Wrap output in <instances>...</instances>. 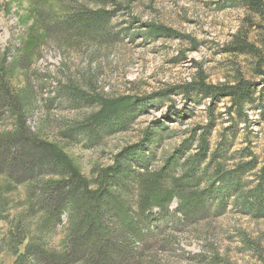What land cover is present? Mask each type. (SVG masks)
<instances>
[{
	"label": "rangeland",
	"instance_id": "rangeland-1",
	"mask_svg": "<svg viewBox=\"0 0 264 264\" xmlns=\"http://www.w3.org/2000/svg\"><path fill=\"white\" fill-rule=\"evenodd\" d=\"M117 1L124 8L111 22L110 31L127 30L119 39L62 44L45 27L77 7L98 8L95 0H0V136L23 129L55 144L75 175L95 190L114 156L141 142L146 154L153 155L143 173L164 170L177 154L178 164L169 168L173 177L180 176L202 151L205 134L206 155L198 172L212 165L213 154L231 172L250 161L249 155L242 157L249 152L257 157V165L242 178L255 184L264 164V106L256 103L246 110V124L235 123L227 114V100L196 102L179 94L181 86L200 76L207 84L222 86L234 84L236 74H241L261 88L264 76L254 71V59L224 51L243 28L245 10L222 6L223 0ZM48 14L51 20L47 21ZM150 25L177 35L151 34ZM251 40H257L256 34H251ZM71 85L90 96L126 97L146 104L127 128L85 148L61 133L83 116L97 113L98 106L76 108L57 98V90ZM160 126L164 127L161 139L147 148L145 134ZM61 179L50 175L17 184L0 176V264H16L38 238L47 248L62 250L80 216L67 211L53 225L38 203L43 189ZM205 180L201 179L199 189H205ZM226 198L221 210L194 223L183 227H172V219L161 223L160 234L148 239L144 264H264V217L249 216L236 208L234 197ZM177 206L174 196L169 214Z\"/></svg>",
	"mask_w": 264,
	"mask_h": 264
},
{
	"label": "trees",
	"instance_id": "trees-1",
	"mask_svg": "<svg viewBox=\"0 0 264 264\" xmlns=\"http://www.w3.org/2000/svg\"><path fill=\"white\" fill-rule=\"evenodd\" d=\"M95 1L98 8L77 7L71 14L45 27L47 33L58 43L119 39L127 30L112 33L111 22L124 7L117 5V0ZM223 1L222 6H237L246 13L243 28L233 35L225 53L254 59V71L264 76V0ZM108 3L113 5L111 9L105 7ZM45 19L51 20V16L48 14ZM149 29L154 35H177L162 26L150 25ZM251 34H256L257 40H251ZM257 87L259 85L241 74H236L234 84L222 86L207 84L200 76L193 83L181 86L179 94L196 102L227 100V114L234 117L235 123L246 124V110L256 103L264 106V78L261 88ZM57 98L66 99L76 108L98 106L97 113L83 116L61 133L64 139L85 148H91L104 137L127 128L133 116L146 104L126 97L90 96L76 85L64 91L57 90ZM208 116L212 118V110H208ZM163 128L160 126L145 134L147 148L151 142L161 139ZM204 135L202 151L192 158L193 163L180 176L173 177V169L169 168L178 164L177 154L167 161L164 170L152 175L143 173L153 155L146 154L141 142L139 146H130L114 156L113 164L100 178L102 185L95 190H90L75 175L55 144L27 134L23 129L0 136V176L4 175L17 184L43 176H60V181L43 189L38 203L47 211L53 225L59 223L61 215L67 211L70 215L80 216L61 251L47 248V244L38 238L26 247L16 264H144L148 239L160 234L158 227L161 223H168L166 220L169 219L173 220L172 227L194 223L212 211L221 210L227 196L236 199L235 206L241 212L263 218L264 164L253 185L244 182L242 175L256 167L257 157L245 150L242 157L249 155L250 161L240 163L231 172L225 171L222 161L214 160V154L212 165L198 172L206 155ZM203 178L207 183L201 190L198 186ZM174 196L178 197V206L169 214L168 207ZM155 210L162 214L156 217Z\"/></svg>",
	"mask_w": 264,
	"mask_h": 264
}]
</instances>
